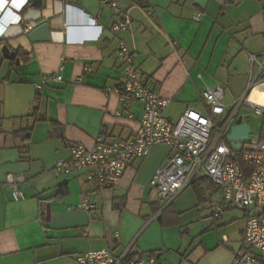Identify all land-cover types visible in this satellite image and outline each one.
<instances>
[{
	"label": "crops",
	"instance_id": "crops-1",
	"mask_svg": "<svg viewBox=\"0 0 264 264\" xmlns=\"http://www.w3.org/2000/svg\"><path fill=\"white\" fill-rule=\"evenodd\" d=\"M39 1L0 37V264H74L88 251L120 255L128 247L130 260L232 264L246 215L240 221L225 207L214 217L223 191L207 178L164 207L151 181L168 146H155L103 190L84 172L58 174L55 167L76 145L91 149L100 137L111 144L139 129L143 104L126 106L119 92L120 40L134 53L142 82L169 101L164 114L172 122L187 109L208 114L206 89L245 93L264 65V0ZM113 2L130 18L128 32L112 33ZM27 22L48 24L49 39L32 40ZM5 46L19 52L18 64L3 56ZM250 55L258 60L253 67ZM26 129L28 138L14 135ZM8 174L24 177V199H13ZM84 198L96 209H81Z\"/></svg>",
	"mask_w": 264,
	"mask_h": 264
},
{
	"label": "built area",
	"instance_id": "built-area-1",
	"mask_svg": "<svg viewBox=\"0 0 264 264\" xmlns=\"http://www.w3.org/2000/svg\"><path fill=\"white\" fill-rule=\"evenodd\" d=\"M30 3V0H0V37L7 24L23 22L21 12ZM111 6L117 10L112 33L128 32L132 24L130 18L118 10L116 2ZM11 13L12 18H6ZM35 26V23L27 22L25 32L29 34ZM117 53L123 59L124 67L119 89L122 102L126 106L135 102L144 106L139 129L130 138L111 144L100 137L91 149L83 145L72 147L71 157L60 160L56 172L64 175L84 172L88 182L94 183L97 190H103L114 187L133 161L146 158L155 146L166 145L170 155L151 181V186L158 191L160 203L167 207L195 181L211 180L223 191V199L212 208V215L219 218L225 207L241 210L246 215L242 243L232 264H264V141L259 136L251 139L249 133L248 149L244 150L242 144V149L236 150L228 139L236 120L242 117L243 122L240 115L243 105L255 115L264 117V108L246 100L258 84L260 75L264 74V65L258 76L250 81L244 97L234 102L232 110L226 108L222 87L209 88L202 94L208 114L187 109L174 123L164 114L169 101L142 82L134 53L124 40H120ZM249 60L251 67L258 63L254 55H250ZM55 79L62 80V75L57 74ZM239 152H242V161L248 170L239 162ZM24 181L20 174L6 176L15 201L24 199L20 190ZM96 207L87 198L80 204L81 209L89 212ZM129 250L126 248L120 255L110 250L88 251L78 255L74 264H158L155 258L130 260Z\"/></svg>",
	"mask_w": 264,
	"mask_h": 264
},
{
	"label": "rangeland",
	"instance_id": "rangeland-1",
	"mask_svg": "<svg viewBox=\"0 0 264 264\" xmlns=\"http://www.w3.org/2000/svg\"><path fill=\"white\" fill-rule=\"evenodd\" d=\"M263 83L264 82L258 83L255 86L256 88L252 90L251 93H249L246 99L247 101L254 103L262 108H264V85ZM225 92L226 93H225L224 103L226 105L227 110H232L235 107L234 102L241 100L245 95V93H242V94L231 93L230 90L228 89H225ZM203 113L207 115L206 110H203ZM240 115L243 116V122L246 123L250 128V131H251L250 138L256 139L259 136L264 141V117L255 115L254 112L250 108H248L246 105H243L240 108ZM177 121L178 119H176L174 123H176ZM248 147L249 145L244 144V150H247ZM190 189L191 188L186 190L185 195H189ZM221 196L222 194L220 192L216 193L217 198ZM229 214L237 215L238 219L240 218V221L242 219V216L245 215L243 211L235 209V208L231 210Z\"/></svg>",
	"mask_w": 264,
	"mask_h": 264
},
{
	"label": "water",
	"instance_id": "water-1",
	"mask_svg": "<svg viewBox=\"0 0 264 264\" xmlns=\"http://www.w3.org/2000/svg\"><path fill=\"white\" fill-rule=\"evenodd\" d=\"M30 38L32 40H48V24H42L34 29L30 33ZM3 56L8 60H16V63H19V59L16 58V51H12L8 46H5L1 49ZM250 128L246 123L242 122V117H239L235 125L231 128V132L228 135L229 141L232 143L233 148L236 150L242 149V144H246L249 140Z\"/></svg>",
	"mask_w": 264,
	"mask_h": 264
},
{
	"label": "trees",
	"instance_id": "trees-1",
	"mask_svg": "<svg viewBox=\"0 0 264 264\" xmlns=\"http://www.w3.org/2000/svg\"><path fill=\"white\" fill-rule=\"evenodd\" d=\"M30 4L31 5H37V6H41V1H39V0H36V1H34V3L32 2V0H30ZM17 53L19 54V52L17 51ZM30 134H31V130H23V131H18V132H15L14 133V135L16 136V137H18V138H21L23 135H27V138L30 136ZM238 160H239V162H241V163H243V161H242V152H239L238 153ZM243 165V167L245 168V170H248L247 168H246V166L244 165V163L242 164ZM202 180V179H201ZM198 181H200V180H198ZM205 181V180H204ZM197 181H195L194 183H196ZM193 183V184H194ZM212 188H214V186L213 185H210ZM199 187H201V185H199ZM65 192V188L64 187H60L59 189H58V194L59 195H61V194H63ZM169 206H171V205H169ZM168 209V208H167ZM167 209H165V211L167 210ZM164 211V212H165ZM161 218H162V216H161ZM162 222H163V220H162Z\"/></svg>",
	"mask_w": 264,
	"mask_h": 264
}]
</instances>
